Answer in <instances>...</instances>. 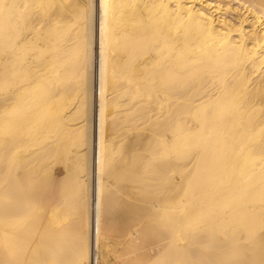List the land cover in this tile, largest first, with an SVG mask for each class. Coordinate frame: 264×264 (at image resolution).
Listing matches in <instances>:
<instances>
[{"label": "bare ground", "instance_id": "bare-ground-1", "mask_svg": "<svg viewBox=\"0 0 264 264\" xmlns=\"http://www.w3.org/2000/svg\"><path fill=\"white\" fill-rule=\"evenodd\" d=\"M115 260L264 264V0H0V264Z\"/></svg>", "mask_w": 264, "mask_h": 264}, {"label": "rangeland", "instance_id": "rangeland-1", "mask_svg": "<svg viewBox=\"0 0 264 264\" xmlns=\"http://www.w3.org/2000/svg\"><path fill=\"white\" fill-rule=\"evenodd\" d=\"M125 197H123V200H126V199H124ZM114 262V261H113ZM119 262H118V260H115V262H114V264H118Z\"/></svg>", "mask_w": 264, "mask_h": 264}]
</instances>
